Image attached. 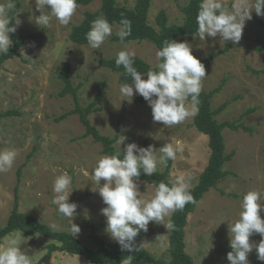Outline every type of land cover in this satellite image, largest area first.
Here are the masks:
<instances>
[{"label":"rangeland","instance_id":"rangeland-1","mask_svg":"<svg viewBox=\"0 0 264 264\" xmlns=\"http://www.w3.org/2000/svg\"><path fill=\"white\" fill-rule=\"evenodd\" d=\"M187 1L152 0L150 23L156 25V15L162 9L166 10L170 23L182 22L184 14L181 8ZM4 2L0 0V3ZM117 2L133 7L136 0ZM21 3V11L17 15L18 34L40 32L41 35L27 39L20 54L6 61L0 69V112L8 109L19 111L17 115L0 119V149L11 148L17 153L12 168L0 172V225L7 223L13 209L19 168L22 169L19 182L20 210L37 216L48 225L58 217L57 208L51 203L53 183L58 175L67 173L72 178L73 190L69 202L77 204L73 223L81 229L76 236L90 246H93V230L104 239L112 240L105 231L106 217L101 214V209L106 205L91 180L98 158L105 155L102 144L94 141L92 136L85 135L86 128L78 114L58 119L74 108L72 95L60 94L64 82L59 70L64 64H71L70 76L74 86L82 83L79 99L83 106L93 100L98 84L105 82L99 110L90 114V120L102 134L111 137L119 135L116 146L120 148L118 141L122 136L125 139L121 149L133 142L140 147L145 143L147 146L154 145L155 149L166 142L174 143L179 150L172 161V180L184 174L191 176V187L198 181L209 161V137L193 125L197 111L171 128L161 122H153L148 103L136 102L135 98L140 95L135 91L131 101L122 96L119 91V73L100 63L102 58L114 57L120 50L128 49L155 66L159 63L156 52L160 50L156 45L149 41L121 43L112 40L120 25L112 26V35L100 49H92L88 44L71 40L72 26L83 20L86 11L97 10L101 0L89 5L78 4L67 26L52 18L48 28H41L35 23V17L40 15L35 0H21ZM224 3L231 6L233 0H224ZM251 16L245 23L242 38L235 44L224 42L219 36L206 35L201 40L197 33L182 38V42L192 45V53L198 59L229 44V49L212 60L205 69L207 76L202 80V89L210 91L225 81L223 88L213 96L212 106L217 109L226 101L231 103L216 115L217 120L236 121L252 129L225 128L223 131L227 152H235L225 164L229 174L198 202L186 225V250L196 264H230L227 260V253L232 251L229 224L239 217L242 196L253 189L264 194V74L252 72V69L264 67V51L258 50V42L264 40V27L257 20L261 15L252 10ZM249 108L256 110L245 114ZM164 169L158 166V170ZM137 183L141 198L150 199L156 186L141 180H137ZM260 215L264 219V210ZM170 218L171 215L166 217L165 223ZM59 223L64 226L62 231H67L68 221ZM170 234L171 230H167L163 224L149 222L147 231L141 230L135 242L145 246L156 257L169 260ZM23 236L25 244L22 249L27 250V254L32 257V264H36L48 252L49 243L55 242L39 233H23ZM261 239L257 233L250 237V242L258 244ZM248 261L249 264H264L257 258L255 248L249 253ZM43 264L91 263L81 254L56 251Z\"/></svg>","mask_w":264,"mask_h":264},{"label":"clouds","instance_id":"clouds-1","mask_svg":"<svg viewBox=\"0 0 264 264\" xmlns=\"http://www.w3.org/2000/svg\"><path fill=\"white\" fill-rule=\"evenodd\" d=\"M35 5L40 12L35 17V23L41 28H48L52 18L67 26L79 7L77 0H35ZM15 8L16 0L0 3V53H8L12 45L9 34L14 33L19 24V20H16V25L10 26L11 21L16 19L10 16ZM252 10L257 15H264V0H233L231 6H227L224 0H201L196 16L197 36L201 40L206 35L219 36L224 42L238 43L246 21L252 18ZM112 31V25L104 16L97 17L91 21L90 30L86 33L88 45L92 49H100ZM116 35L121 43L131 35V21L123 15ZM135 55L133 50L122 49L115 58L117 68L122 66L125 75L130 76L132 81L120 85L122 96L131 101L135 91L150 106L153 122H161L167 128L195 114L202 80L207 75L204 64L193 55L190 43L165 40L163 47L156 52L159 63L155 70L149 69L146 73L134 67ZM124 139L122 136L118 141L120 150L115 154L98 158L91 180L106 205L101 209V214L106 217V233L122 250L131 253L137 249L135 238L141 230L147 231L149 222L163 224L167 230H171L174 225L170 220L165 223V218L183 210L187 204L195 203V200L190 191L192 178L184 174L168 183L159 182L150 199L141 198L137 183L141 173L151 177L157 172L158 166L167 167L169 160L176 159L179 149L172 141L159 149H155L154 145L140 147L133 142L122 151ZM16 155L14 149H0V172L12 168ZM71 180L67 173L55 178L51 203L56 206L58 217L50 222L49 228L53 231L62 230L64 226L59 221H68L66 230L75 237L81 229L73 223L77 204L69 202L73 192ZM262 195L254 189L243 194L239 217L229 224L232 251L227 253V260L230 264H249L248 255L253 248L257 258L264 261V219L260 215L264 210ZM257 233L262 237L260 242H250V237ZM23 244L25 238L19 229L6 236L0 243V264H32V257L27 254V250L22 249ZM131 259L129 255L124 264H131Z\"/></svg>","mask_w":264,"mask_h":264},{"label":"trees","instance_id":"trees-1","mask_svg":"<svg viewBox=\"0 0 264 264\" xmlns=\"http://www.w3.org/2000/svg\"><path fill=\"white\" fill-rule=\"evenodd\" d=\"M93 1L95 0H77V3L89 5ZM200 3L201 0H188L181 8L184 18L180 23H170L166 10L162 9L156 15V25H153L149 21V12L152 0H136L133 7L120 5L117 0H101V5L97 10L86 11L83 20L79 24L72 26L70 38L77 43L88 44L86 40V33L90 30L91 21L102 15L112 26L120 25V20L123 15L124 18L131 21V35L126 37L124 42L132 40L149 41L161 49L165 40L171 39L177 42H182V38L198 33L196 16ZM21 6V0H16L15 10L10 12V16L13 19H16L11 21L10 26L16 25L17 15L21 11ZM257 20L260 25L264 27V15L258 17ZM10 35L12 38V45L9 48L8 53H0V69L6 61L20 54L19 51L27 39L37 38L41 35V33L18 34L16 25V31L14 33H10ZM112 40L120 41L116 34L113 35ZM228 49L229 44H227L223 49L215 53H209L206 57L199 60L204 64L206 69L212 60L225 53ZM258 50L264 51V40H260L258 42ZM115 58L116 56L111 58H102L100 63L103 66L119 73L120 84L125 82L132 83L131 77L125 75L124 68L122 66L117 68ZM155 66H151V64L146 60L135 55L134 67H136L138 71L146 73L149 69L155 70ZM70 72L71 64L68 62L64 64L61 70H59V76L64 82V87L60 94L62 96L71 94L74 100V108L67 113H63L61 117H58V119L61 120V118H65L70 114H78L80 121L86 128L85 135L92 136L94 141L100 142L103 147L102 152L105 155L115 154L118 150H120V148L116 146L119 135L111 137L109 135L102 134L98 127L90 120V114L99 110L98 104L105 91V82L101 81L98 84L93 100L87 106H83L79 99V89L81 88L82 83L74 86ZM252 72L258 75L264 74V67L261 69H252ZM224 82L210 91L202 89L199 95L198 110L194 117L193 125L198 131L208 135L210 157L208 164L199 176L198 181L190 188L195 203H189L183 210L176 211L171 214L170 221L174 225V228L171 229L169 237V260L156 257L145 246L137 242L136 251L129 253L126 250H122L119 244L114 240H106L94 230L91 233L93 246H90L79 237L70 235L68 231H53L49 228L48 224L43 222L37 216L22 212L20 210L19 196V182L22 179L21 168L18 170V185L15 187L13 209L8 217L7 223L3 226L0 225V243H3L4 238L15 232L17 229L23 231L25 235L39 233L54 240L55 242L47 245L48 252L36 264H43L44 260L52 258L53 253L56 251L68 252L70 254H81L86 257L91 264H124V261L129 255L132 257L131 264H196L193 256L186 250V225L188 223L189 215L195 211L198 206V202L202 200L205 194L212 188H216L221 180L229 174V171L225 169V164L233 158L235 152H227L226 140L223 131L225 128L233 130H238L239 128H243L247 131L252 130L243 123L237 124L236 121L219 122L217 120L216 115L225 110V108L231 103V101H226L217 109H214L212 106V98L215 93L219 92L223 88ZM135 101L147 103L142 96L136 97ZM255 110V108H249L244 113L249 114ZM18 113L19 111L17 109L1 111L0 119L7 116L17 115ZM143 147H147V143H145ZM121 150L123 151V149ZM172 161L173 160H169L167 167H165L163 171L157 170V172L151 177L141 173L138 180L154 186L161 181L165 183L173 181L170 178Z\"/></svg>","mask_w":264,"mask_h":264}]
</instances>
